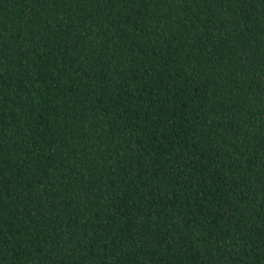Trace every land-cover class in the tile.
<instances>
[{
    "label": "trees",
    "instance_id": "trees-1",
    "mask_svg": "<svg viewBox=\"0 0 264 264\" xmlns=\"http://www.w3.org/2000/svg\"><path fill=\"white\" fill-rule=\"evenodd\" d=\"M0 264H264V0H0Z\"/></svg>",
    "mask_w": 264,
    "mask_h": 264
}]
</instances>
